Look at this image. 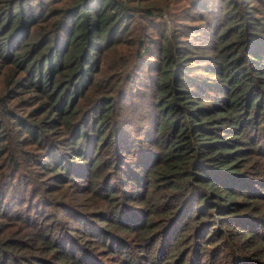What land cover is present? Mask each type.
Masks as SVG:
<instances>
[{
  "label": "trees",
  "instance_id": "obj_1",
  "mask_svg": "<svg viewBox=\"0 0 264 264\" xmlns=\"http://www.w3.org/2000/svg\"><path fill=\"white\" fill-rule=\"evenodd\" d=\"M141 106L149 124L139 138L125 122ZM254 158L264 159V0H0V264L93 257L81 235H54L57 223L13 211L17 184L34 203L76 184L104 196L119 224L127 216L113 184L101 194L106 178L123 175L138 190L147 166L173 194L162 195V221L145 209L140 239L194 222L206 244L223 231L242 242L253 234L243 217L259 219L264 202L237 198ZM74 217L124 244L126 227Z\"/></svg>",
  "mask_w": 264,
  "mask_h": 264
},
{
  "label": "rangeland",
  "instance_id": "obj_2",
  "mask_svg": "<svg viewBox=\"0 0 264 264\" xmlns=\"http://www.w3.org/2000/svg\"><path fill=\"white\" fill-rule=\"evenodd\" d=\"M139 92L140 90H137V93ZM132 101L138 102L139 98L135 96ZM148 124V111L141 106L138 113L130 112V117L125 122V126L128 127L126 132L136 134L140 138ZM118 126L120 127L119 123ZM124 155L130 156L131 154ZM254 159L256 162L249 170L253 174L242 176L243 187L236 192L239 195L238 199L264 197V159ZM153 168L154 166L146 167L140 178L141 183L137 186L138 190L132 189V181L123 175H121L122 178H117L114 174H110L106 178L101 194L109 195V187L113 184L114 187L110 190L115 195L114 202L121 209L118 210L117 206L115 208L120 212V215L127 216V219L119 224L116 223L114 214L111 216L108 213V204L104 200V196H99L101 199L98 200L97 196L91 195L88 191L81 193L76 184L59 187L54 193L53 202L50 197L43 195L36 203L33 201L36 200L34 197L27 202L25 198L22 199L18 192L24 191L25 196H27V192L23 186L17 184V193L11 196L9 206L14 209L13 211L20 213H24L23 211L26 209L30 217H34L38 226L43 225L44 222L50 226L57 223L59 227L54 230V235L61 230L59 235L63 238L69 239V236L74 238L76 235H81L83 239L86 238V245L91 247L88 251L93 252L90 264H241L243 263L241 260H244L245 264H264V202L262 201H256V208H261V210L254 215L259 219L243 217L245 223L240 224V227L253 231V234L250 238L249 236L244 238L242 242L230 241L231 239L222 230L223 234L216 244H206V238L192 236L191 230L195 226L194 222L191 223V229L189 228L188 232L179 231L181 224H177L172 231L169 230V227L161 231L159 237L153 242L140 239L139 236L146 223L144 219L149 217L145 209L155 210L156 214L151 220L155 224L156 221L164 219L162 195H165L168 202L172 201L168 196L173 192L169 193L165 188L167 184L164 187L161 179L151 180ZM134 169L137 171L136 168ZM107 171L110 172L109 167L104 173ZM85 180H77L81 184L80 187L86 185L87 179ZM244 187L248 188V192ZM136 190L139 191L138 195L134 194ZM252 203L255 202L252 201ZM80 215L83 216L82 219L86 223L89 222L93 227L97 225L103 229L104 220H108L110 226L106 230L109 232L116 231L111 228L112 225L126 227L128 233L124 234L125 237L120 233L118 235L124 244L117 246L114 241L108 238L102 239L101 235L83 228L74 217ZM38 226H34V228ZM82 229L86 231L83 232ZM232 236L235 237V235ZM222 240L226 241L225 245L221 244ZM159 248L161 249L159 250ZM250 253L254 257H251ZM241 254L246 256L238 259V255Z\"/></svg>",
  "mask_w": 264,
  "mask_h": 264
}]
</instances>
